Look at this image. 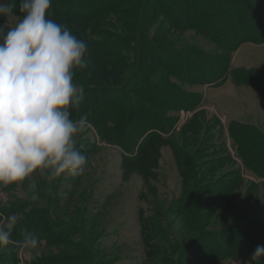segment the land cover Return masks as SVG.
I'll return each mask as SVG.
<instances>
[{"label":"rangeland","instance_id":"obj_1","mask_svg":"<svg viewBox=\"0 0 264 264\" xmlns=\"http://www.w3.org/2000/svg\"><path fill=\"white\" fill-rule=\"evenodd\" d=\"M166 1L150 0V12L161 9ZM261 1L264 3V0ZM204 8V15L196 16L187 12L188 10L183 12L185 21L197 25L202 33L206 26H211L208 15L212 7L205 2L202 10ZM193 12H197L195 7ZM259 15H264V10ZM230 16L223 14L221 23L215 24L217 33L208 36L214 38L212 40L197 33L195 29L181 35L171 32L169 39L175 43L176 52L181 53L170 50L158 53L151 50L150 60L147 58L143 63L144 70L137 75L131 72L120 86L119 77L126 75L127 71L123 74L111 71L107 62L115 61V57L104 53L107 58L99 59L97 46L90 44L98 38L113 39L116 31L103 26L101 29L105 36L89 35L84 33L81 29L84 27L82 22L76 18L48 17L66 25L88 46L85 57L87 66L81 70L83 76L80 81L77 77L74 80L84 89V99L78 108L71 110L73 119L77 115L87 114L95 120L94 114L103 110L101 102L108 101L113 94L111 91L119 87L123 92L130 88L137 89L138 76L144 77L149 70L158 73L162 81L166 75L167 90L179 95L169 102L171 108H176L167 114L175 118L169 134L163 135L166 138L171 135L169 140H156L155 137L148 139L138 151L134 150L131 158L118 145L102 141L97 129L88 125L86 131L77 137V146L88 157L83 175H63L58 180L49 182L45 173H34L22 184L15 185L7 194L0 188V224H7L9 219H14L15 222L21 219L19 223L24 224L23 230L37 233L42 228L38 219L46 223V215H52L57 224L54 232L64 231V235L60 234L57 238L59 245L50 243L48 248L39 246L31 251L19 248L17 264H31L42 258L61 254L65 243L77 242L82 233L86 235V248L96 254L102 250L104 261L113 260L114 264H160L161 261L169 260L178 264H246L249 261L243 258L250 254L249 243H242L232 232H240L247 241L253 240L259 246L264 242V180L244 169V163L236 155V148L230 140L229 127L231 124L246 126L247 129L255 130L264 140V98L254 88L237 84L233 75L234 71L253 69L259 71L264 78V43H245L234 64V58L242 45L237 47L229 55L230 72L222 84L207 85L201 82L203 74H206L205 78L210 74L219 76L222 55L225 51H230H224L220 44H215L216 41L218 43L217 39L225 34L233 41L240 34L249 32L248 29H241ZM211 19L217 18L212 15ZM8 22L12 24L14 21L9 18ZM5 23L6 18L0 17V26ZM224 41L222 39L219 42L222 44ZM142 48L145 47H139ZM228 54L225 55L227 58ZM139 66L142 68V64ZM193 95L199 96L196 105L184 103ZM144 103L140 101L141 106ZM108 125L112 128L109 132L116 130L112 124ZM236 132L241 136L242 133ZM245 132L251 133L249 130ZM124 140L126 145L132 144L129 135L125 134ZM176 145L178 147L175 149ZM202 161H206V166L215 167L207 178L209 183L224 180L226 184H218L215 189L201 195L202 198H216L218 202V206H214V215L210 221L201 225V229L219 233L224 243L232 240L226 248L237 253L230 258L214 259L219 250L225 249L223 245L211 247L207 257L196 246L190 252L180 246L170 253L167 245H164L162 251L169 252L164 255L154 247L147 250L139 231L140 219L147 217L151 221H161L160 225L176 236L180 225L177 204L185 200L186 194L195 186L194 176L199 171L198 165L204 164ZM203 168L197 173L201 175L205 171V167ZM18 205L22 208L9 215V218L3 215L1 209L5 211ZM94 226L99 234L97 241L90 236ZM239 227L240 230H237ZM42 240L41 245H45V240ZM49 241L53 242L51 237ZM146 243L149 247V241ZM54 247H58V252ZM7 258L8 255L0 250V260L6 261ZM5 264H10V261Z\"/></svg>","mask_w":264,"mask_h":264},{"label":"trees","instance_id":"obj_2","mask_svg":"<svg viewBox=\"0 0 264 264\" xmlns=\"http://www.w3.org/2000/svg\"><path fill=\"white\" fill-rule=\"evenodd\" d=\"M149 1L150 0H111L110 3H105L103 0H52L50 16L76 18L78 21L82 22L84 27L81 29L84 30V33H88L89 35L105 36V33L101 29L103 26H108L112 31H116V36L113 39H110L111 37L103 39L98 38L97 41H92L90 44L97 46L99 59L105 60L107 58L104 56V53L115 57V61L110 63L107 62V66L109 65L111 66L110 68H112L110 69L111 71H115L118 74H123L127 71L126 75L119 77V86L125 83L131 72L137 75L138 72L144 70L143 63L145 59L147 60V58H149V54H152L151 50H155L158 53H167V50L176 52L175 43L169 39L171 32L181 35L186 31L195 29L197 33L200 32L208 37L211 34L213 35V33H217L218 29L215 24L221 23L223 14L231 15L230 17L233 22L240 25L243 30L244 28L248 29L249 32L240 34L238 38L233 41H231L229 37H226L225 34L217 39L218 43L216 41L215 44H220V48L224 51H230H225V54L222 55V59L220 58L222 64L219 76L210 74L208 78H205L206 74H203V70L202 77L204 79L201 80L202 84L218 85L226 80L230 72L229 55L237 47L245 43L253 45L264 43V15H259L260 11L264 10V3L261 0H165L166 2L162 8L154 12H150L149 10ZM9 2L11 3L13 0H9ZM14 2L16 3V9H14L15 15L21 16L22 14L19 12L20 0H14ZM205 2L212 7V10L210 8V16L208 15V21L211 26H206L202 33L197 25H192L190 21H185L183 12L184 10H188L187 12H192L193 15L196 16L204 15L205 8L202 10V6L205 5ZM83 3H85V5ZM193 7H195L197 12H193ZM212 15H215L217 19H211ZM203 17L206 18V16ZM218 17H221V19L218 20ZM208 38L211 40L214 39L211 37ZM222 39H225V41L221 44L219 41ZM153 44H156V46ZM140 46L145 48L139 49ZM176 53L179 54L181 51ZM226 53H229L228 58L225 56ZM140 64H142V68L139 66ZM170 75L174 76L172 73ZM233 75L237 84L254 88L264 98V78L259 74V71L253 69L240 70L234 71ZM82 76L81 70H78L74 80L77 77V80L80 81ZM165 78L166 75L162 81L158 73H155L154 70L152 72L149 70L144 77L138 76L136 82L137 89L130 88L123 92L119 87V89L111 91L113 94L108 101L101 102L103 110L100 113L94 114L95 120L87 115L88 125L97 129L102 141L115 146L118 145L129 157L133 156L135 153L134 150L138 151L139 147L148 139L155 137L156 140L158 138L165 140L163 138L166 137L163 135L169 134L175 122V118L167 116L170 111L176 109L175 107L171 108L169 102L171 98H175L179 95L173 91L167 90V81ZM161 83H163L164 86ZM88 91H92V89H88ZM198 100L199 96L193 95L185 100L184 103H189L194 106L198 103ZM140 101L145 103L141 106ZM140 113L142 115H140ZM83 115L85 114H80L75 117L78 119ZM134 115L137 116L134 117ZM108 124H112L113 128L116 130L109 132L112 128ZM246 130L251 131V133L245 132ZM236 131L240 132V134L242 133L241 136H239ZM125 134L129 135V140L132 143L131 145L125 144ZM170 137L171 135L167 137L166 140H169ZM229 137L236 148V155L240 157L244 163V169L249 171V173L253 174L256 178L264 180V140L257 135L255 130L247 129L246 126L240 127L235 124H231L229 127ZM176 147L178 146L176 145L175 149ZM202 163L204 164L200 163L197 168H199L200 171V169L203 170V167H205V171L201 172V175L197 173L199 172L198 170L196 171L194 176L195 186L186 194L187 198L181 200L177 204V215H180V225L176 232L178 238L175 236V233L173 236V233H169L166 228L162 227L161 221H151L149 220L150 218L147 217L146 219H140L139 231L147 250L148 248L154 247L157 251L160 250L161 254L164 255L169 253L162 251L164 245H167L166 248L167 250L169 248L170 253L176 251L180 246L190 252L193 247L196 246L201 249L202 255L207 257L211 247L214 248L216 245H223L225 249L219 250L214 259L230 258L237 253L226 248L232 240H228L227 243H224L219 233L207 232L201 229V225L210 221L212 215H214V206H218L216 198H202L201 195L210 192L213 188L215 189L218 184H226L224 180H215V182L212 181L209 183L207 178L213 173L215 167L206 166V161H202ZM191 171L195 172L193 169H191ZM14 186L15 185H10L0 188L4 194H7L6 192H9ZM227 189L228 187L225 188V190ZM225 190H223V192ZM20 208H22L20 205L13 207V209L11 206L10 209L8 208V210L5 211L1 209V211L4 213L3 215L9 218V215L19 211ZM46 218V223L38 219L42 226L39 231L42 234H40V232L36 233L40 237V241L42 239L45 240V245H41V243L39 245L43 249L48 248L50 243L59 245L60 241L57 240V238L62 234L64 235L63 230H61L60 233L54 232L55 225L57 224L55 219L52 218V215H50V217L46 215ZM20 221L21 219L15 222V227L12 232V239L14 241L22 240L25 233V230H23L24 224L19 223ZM22 224L23 226L18 227V225ZM237 230H240V227L237 228ZM232 235L242 243H249L250 254L244 255L243 258L250 260L252 254L259 245L255 244L253 240L247 241L240 232L236 233L234 231ZM85 236L86 235L82 233L77 242L67 241V243H65L66 246L61 249V254L48 256L31 264L115 263L113 260L104 261L102 250H99V253L96 254L93 253L91 249L86 248ZM90 236L92 239L94 238V241H97L99 234L95 226ZM50 237L53 242L49 241ZM148 241L149 247L146 243ZM261 245H264V242H262ZM18 249V245H9L0 250L8 255L6 259L7 262L10 261V264H17L16 255ZM55 249L58 252V247ZM6 261L0 260V264H5ZM159 263L178 264L173 260L161 261ZM253 263L264 264V257H261L259 261Z\"/></svg>","mask_w":264,"mask_h":264},{"label":"clouds","instance_id":"obj_3","mask_svg":"<svg viewBox=\"0 0 264 264\" xmlns=\"http://www.w3.org/2000/svg\"><path fill=\"white\" fill-rule=\"evenodd\" d=\"M52 0H0V187L19 185L34 173L53 182L63 175L85 173L88 157L77 137L88 128L87 114L72 118L84 99V89L74 82L86 68V42L66 25L48 18ZM14 21L9 24L8 20ZM14 219L0 224V249L18 245L35 250L40 237L25 231L14 241ZM264 257L257 246L246 264Z\"/></svg>","mask_w":264,"mask_h":264},{"label":"crops","instance_id":"obj_4","mask_svg":"<svg viewBox=\"0 0 264 264\" xmlns=\"http://www.w3.org/2000/svg\"><path fill=\"white\" fill-rule=\"evenodd\" d=\"M244 45H245V44H243L242 47L238 50V53H237V55H236L235 58H234V64L236 63V59H237V57H238V55H239V53H240V50L244 47ZM251 45H253V44H251ZM254 48H255V47H254ZM239 64H241V63H239Z\"/></svg>","mask_w":264,"mask_h":264}]
</instances>
